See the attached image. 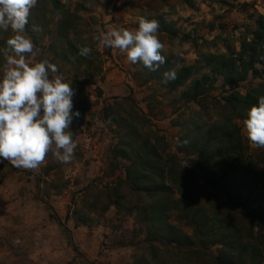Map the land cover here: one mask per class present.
<instances>
[{"label":"rangeland","instance_id":"1","mask_svg":"<svg viewBox=\"0 0 264 264\" xmlns=\"http://www.w3.org/2000/svg\"><path fill=\"white\" fill-rule=\"evenodd\" d=\"M194 2L191 8L186 0L66 1L67 9L82 19L78 28L84 44L93 50L87 57L92 63H84L81 71L55 57L51 48L61 13L48 18L43 31L35 33L32 39L40 52L29 59L49 60L58 67L64 81L72 82L76 89L74 111L78 110L80 117L73 119L70 131L77 148L72 162L62 164L49 154L45 163L32 171L0 162V264H132L145 253L146 245H141L144 228L135 213L118 212L106 197L105 190L124 177L128 162L113 154L120 140L119 129L106 119L104 108L110 106L117 116H131L136 107L141 108L148 120L147 128L160 131L172 152L186 122L200 108L182 98L184 88L168 90L154 77L158 70L130 63L126 54L103 47L94 36L113 27L135 29L139 17L155 19L160 25L158 37L165 45L163 54L171 60L162 66L177 74L183 66L197 63L198 52L224 53L228 45L240 51L243 35L252 32L256 20L264 16V0ZM79 4L82 7L77 8ZM187 35L199 38L200 47L185 42ZM206 40L208 44L204 45ZM252 81L250 78L241 83L242 92ZM216 86L210 94L221 97L222 82ZM212 114L214 120L213 110ZM240 122L237 124L242 127ZM260 149L251 148V153L256 155ZM91 204L96 205L95 213L90 211ZM76 208L90 218L88 225L76 227L73 218L67 219Z\"/></svg>","mask_w":264,"mask_h":264},{"label":"trees","instance_id":"2","mask_svg":"<svg viewBox=\"0 0 264 264\" xmlns=\"http://www.w3.org/2000/svg\"><path fill=\"white\" fill-rule=\"evenodd\" d=\"M66 1L38 0L27 34L34 38L33 24L45 26L48 18L61 13L51 48L55 57L81 71L84 63L92 61L78 55L77 45H85L78 28L82 19L67 9ZM186 1L195 7L194 0ZM0 33L1 71L2 50L10 35ZM199 40L184 37L196 48ZM225 48L224 53L198 52L196 64L183 66L174 80L163 83L170 91L184 88L182 98L200 108L183 127L180 140L189 141L185 147L170 151L165 136L147 128V117L139 107L131 116H117L110 106L104 108L106 119L119 129L113 154L128 162L124 177L105 190L106 197L118 212L135 213L144 228L145 253L132 264H264V148L252 154L237 124L245 110L264 96V16L243 35L240 51L230 45ZM169 70L162 66L154 77L163 81ZM250 78L253 81L242 92L241 83ZM219 81L223 94L212 96ZM89 208L95 213V204ZM71 218L76 227L90 221L78 208L67 215Z\"/></svg>","mask_w":264,"mask_h":264},{"label":"clouds","instance_id":"3","mask_svg":"<svg viewBox=\"0 0 264 264\" xmlns=\"http://www.w3.org/2000/svg\"><path fill=\"white\" fill-rule=\"evenodd\" d=\"M37 3L38 0H0V30L12 33L2 50L6 63L0 77V162L7 161L16 169L28 171L39 169L49 154L62 164L72 162L77 143L70 129L73 119L80 117L78 110L73 111L76 89L72 82H65L58 67L49 60L29 59L40 52L27 34L31 10ZM159 28L157 20L139 17L137 28L100 30L94 40L126 54L132 64L140 63L149 71H157L167 62ZM31 31L39 34L43 28L33 24ZM77 48L78 55L85 58L93 51L86 45ZM175 78V71H165L162 82ZM243 115L242 136L251 148H264V96ZM188 143L176 139L178 147Z\"/></svg>","mask_w":264,"mask_h":264},{"label":"water","instance_id":"4","mask_svg":"<svg viewBox=\"0 0 264 264\" xmlns=\"http://www.w3.org/2000/svg\"><path fill=\"white\" fill-rule=\"evenodd\" d=\"M46 205H47V206H49V204H48V203H46ZM66 230L68 231V229H66Z\"/></svg>","mask_w":264,"mask_h":264}]
</instances>
